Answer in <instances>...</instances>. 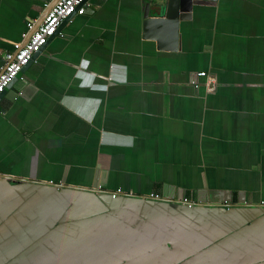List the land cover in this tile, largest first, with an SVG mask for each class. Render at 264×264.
I'll use <instances>...</instances> for the list:
<instances>
[{
  "label": "crops",
  "instance_id": "0c3cea01",
  "mask_svg": "<svg viewBox=\"0 0 264 264\" xmlns=\"http://www.w3.org/2000/svg\"><path fill=\"white\" fill-rule=\"evenodd\" d=\"M47 2L0 0V71ZM165 2L87 0L4 89L0 264H264V0H196L176 50Z\"/></svg>",
  "mask_w": 264,
  "mask_h": 264
},
{
  "label": "built area",
  "instance_id": "2783aa9c",
  "mask_svg": "<svg viewBox=\"0 0 264 264\" xmlns=\"http://www.w3.org/2000/svg\"><path fill=\"white\" fill-rule=\"evenodd\" d=\"M51 2V0H49ZM47 2L46 5L49 4ZM86 10V2L84 0H55L52 7L48 10L44 18L35 26L34 21H27V31L30 35L21 43H15L11 51H6L4 54V64L0 71V93L11 82V80L20 73L23 66L31 59L42 45L46 43L48 38L55 33L56 28L62 20L70 14H83ZM198 76H205L207 78V87L212 88L214 79L205 71L197 73ZM102 188L100 185L94 189ZM123 191L118 188L115 191H110V196L116 197ZM123 194V193H122ZM151 197L157 195L149 194ZM183 203L191 205L186 198H183Z\"/></svg>",
  "mask_w": 264,
  "mask_h": 264
},
{
  "label": "water",
  "instance_id": "95a60500",
  "mask_svg": "<svg viewBox=\"0 0 264 264\" xmlns=\"http://www.w3.org/2000/svg\"><path fill=\"white\" fill-rule=\"evenodd\" d=\"M196 0H166L164 5H162L159 9V13L156 16H151L148 11L147 5L145 6V11L143 13V21H142V35L144 38H155L157 40V48L166 49V50H176L178 48V26L179 21L183 20L186 17H189L192 5ZM55 0H51L48 4L46 10L36 22L35 26L41 22L44 18L48 10L52 7ZM87 2V0H84ZM74 16V13L65 17L62 22L58 25L55 30V33L48 38L46 43L40 47V49L33 54L30 60L23 66L20 72H23L29 64L37 57L39 52L45 47V45L52 39V37L58 33L63 26ZM30 35V32L27 34L25 40ZM24 40V41H25ZM4 64V62L2 63ZM17 79V77L13 78L9 84L13 82V80ZM8 84V85H9ZM5 87V89L8 87ZM3 94L0 93V97ZM65 187V186H64ZM77 187V186H70ZM83 190H91L94 191V188H86L79 187Z\"/></svg>",
  "mask_w": 264,
  "mask_h": 264
}]
</instances>
